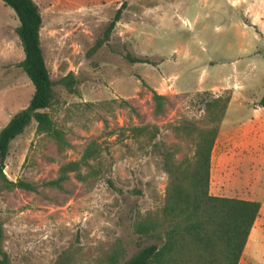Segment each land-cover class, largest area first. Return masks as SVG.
<instances>
[{
	"label": "rangeland",
	"instance_id": "1",
	"mask_svg": "<svg viewBox=\"0 0 264 264\" xmlns=\"http://www.w3.org/2000/svg\"><path fill=\"white\" fill-rule=\"evenodd\" d=\"M33 1L56 83L48 112L66 145L38 133L35 122L12 142L7 178L37 190L0 189L6 264H125L157 243L138 235L136 224L161 212L168 156L178 162L193 155L190 132L213 126L205 101L216 98L230 103L215 144L210 191L214 195L220 184L227 197L261 203L240 264H264V38L236 20L219 19L208 0ZM120 9L109 41L92 52ZM19 25L0 0V131L35 91L18 67L25 58ZM256 25L264 34V17ZM128 55L151 64H133ZM70 73L77 82L73 93L59 83ZM153 91L169 98L161 114ZM143 126H157V138L133 133ZM93 145L100 155L82 168L84 180L71 174L61 189L46 186Z\"/></svg>",
	"mask_w": 264,
	"mask_h": 264
},
{
	"label": "trees",
	"instance_id": "2",
	"mask_svg": "<svg viewBox=\"0 0 264 264\" xmlns=\"http://www.w3.org/2000/svg\"><path fill=\"white\" fill-rule=\"evenodd\" d=\"M12 8L20 23L16 30L25 58L18 67L28 76L34 86V95L27 108L17 113L0 131V189L19 188L36 191L33 184L12 182L5 174L6 160L12 142L23 135L32 123L37 131L54 138L63 147L64 133L59 130L48 110L56 99L52 80L41 43L43 19L39 7L33 0H1ZM122 9L118 10L108 25L104 37L98 40L92 52L105 45L117 24L121 21ZM133 64H151L149 59L128 55ZM60 84L75 92L76 80L72 73ZM156 112H164L169 98L153 91ZM230 98L222 103L221 98L205 101V110L213 126L208 129L191 130L195 148L192 156L173 162L171 155L165 163L169 174L165 203L160 213L150 212L135 227L140 236L155 238L152 244L133 256L125 264H240L254 226L260 217L261 203L258 201L218 197L210 194L212 153L220 134V125L225 118ZM260 106L264 108V95ZM136 136L150 135L155 140L159 134L157 126L133 129ZM95 145L89 147L80 161L62 166L59 177L46 183L48 187L62 188L63 183L76 174L84 180L82 168L99 158ZM3 224L0 221V255L6 264L8 255L4 251Z\"/></svg>",
	"mask_w": 264,
	"mask_h": 264
},
{
	"label": "crops",
	"instance_id": "3",
	"mask_svg": "<svg viewBox=\"0 0 264 264\" xmlns=\"http://www.w3.org/2000/svg\"><path fill=\"white\" fill-rule=\"evenodd\" d=\"M247 1L248 0H208V3L210 6L216 8V14L219 19L223 17L225 22H227L228 24H232L236 20V22L240 23L241 28L246 30V32L250 31L251 33L252 30H254L256 31L254 32L255 35L264 38V34H261L262 32L258 29L259 28L258 25H256L261 21V18L264 17V10L262 8L263 0H252L251 4L248 5L246 8L244 9L241 8L243 4L247 3ZM261 109H264V108L261 107ZM225 123H226L225 120L222 121L220 130L221 129L223 130V128L225 127ZM247 128L249 130H254L255 126L250 125V126H247ZM249 134L251 133H248L247 136H249ZM248 145L249 143L245 145L244 149H247ZM215 150H216V147H214V150L212 153V162H213ZM224 151H225V148H224ZM222 152H223V148L220 150V154ZM211 167H212V164H211ZM212 174H213V170H212ZM211 191H213L212 188H211ZM211 191H210V194L213 195ZM213 196L227 197L223 195V189L220 184L215 187Z\"/></svg>",
	"mask_w": 264,
	"mask_h": 264
}]
</instances>
